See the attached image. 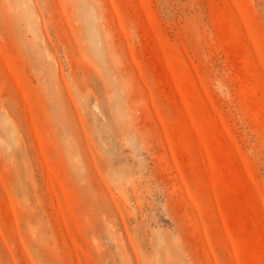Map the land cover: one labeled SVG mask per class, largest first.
Here are the masks:
<instances>
[{
    "label": "rangeland",
    "instance_id": "374dc122",
    "mask_svg": "<svg viewBox=\"0 0 264 264\" xmlns=\"http://www.w3.org/2000/svg\"><path fill=\"white\" fill-rule=\"evenodd\" d=\"M0 264H264V0H0Z\"/></svg>",
    "mask_w": 264,
    "mask_h": 264
}]
</instances>
